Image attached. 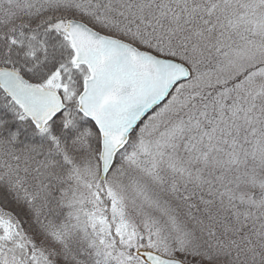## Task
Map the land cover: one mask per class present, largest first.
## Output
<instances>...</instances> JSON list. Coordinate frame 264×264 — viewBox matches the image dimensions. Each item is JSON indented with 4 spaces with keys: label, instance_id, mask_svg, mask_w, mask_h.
Segmentation results:
<instances>
[{
    "label": "snow or ice",
    "instance_id": "snow-or-ice-1",
    "mask_svg": "<svg viewBox=\"0 0 264 264\" xmlns=\"http://www.w3.org/2000/svg\"><path fill=\"white\" fill-rule=\"evenodd\" d=\"M0 264H264V0H0Z\"/></svg>",
    "mask_w": 264,
    "mask_h": 264
}]
</instances>
